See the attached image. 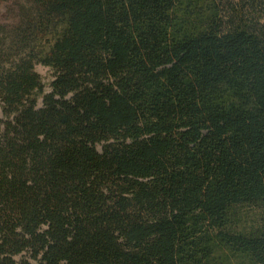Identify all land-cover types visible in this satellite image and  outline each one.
Wrapping results in <instances>:
<instances>
[{"label": "trees", "instance_id": "1", "mask_svg": "<svg viewBox=\"0 0 264 264\" xmlns=\"http://www.w3.org/2000/svg\"><path fill=\"white\" fill-rule=\"evenodd\" d=\"M0 1V264H264V0Z\"/></svg>", "mask_w": 264, "mask_h": 264}, {"label": "rangeland", "instance_id": "2", "mask_svg": "<svg viewBox=\"0 0 264 264\" xmlns=\"http://www.w3.org/2000/svg\"><path fill=\"white\" fill-rule=\"evenodd\" d=\"M12 18L8 4L0 1V23L11 21ZM36 72L40 75L44 83H48L51 79V73L46 67L38 65L36 66Z\"/></svg>", "mask_w": 264, "mask_h": 264}]
</instances>
